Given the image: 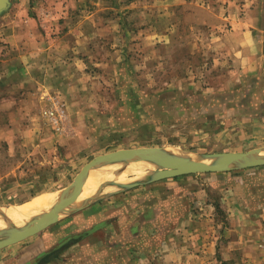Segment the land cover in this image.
<instances>
[{"label": "crops", "instance_id": "1", "mask_svg": "<svg viewBox=\"0 0 264 264\" xmlns=\"http://www.w3.org/2000/svg\"><path fill=\"white\" fill-rule=\"evenodd\" d=\"M154 1L166 4V15L173 7H189L194 11L191 26L185 21L188 12L168 27H147L140 33L144 37L136 49L142 54L135 61L123 58L128 50L124 31L104 28L115 24L113 17L104 18V26L95 29L88 19L82 27L68 30L69 40H61L65 34L60 36L58 30L46 33L47 38L36 31L41 42L34 47L25 43L16 60L3 64L6 83L14 81L24 91L19 106L15 98H4L5 108L27 115L34 106L43 119L45 108L52 105L60 132L48 125L60 141L89 147L112 144L124 124L131 125L127 131L147 141V147H165L155 146L152 137L164 132L170 140L171 127H187L188 120L201 133L240 141L264 139V0ZM115 33L119 38L108 40ZM8 37L16 45L14 34ZM95 48L109 53L92 56ZM219 178L211 177L209 188L197 178L159 181L154 184L158 190L146 194L147 202L132 206V211L121 209L120 223L132 231L116 240L117 253L124 254L120 258L132 253V259L146 264L161 252L164 264H200L209 258L218 264H264V254L252 247L253 238L264 229V179L260 184L247 182L248 177L245 182ZM137 216L148 236L133 230ZM159 219L162 235L153 229ZM105 220L99 227L107 234L111 226ZM93 222L85 224L65 249L73 252L93 245ZM31 249L19 252V257L12 253L11 258L0 251V264H62L61 253L41 262L46 250Z\"/></svg>", "mask_w": 264, "mask_h": 264}, {"label": "rangeland", "instance_id": "2", "mask_svg": "<svg viewBox=\"0 0 264 264\" xmlns=\"http://www.w3.org/2000/svg\"><path fill=\"white\" fill-rule=\"evenodd\" d=\"M9 1L8 9L0 13V208L22 205L38 196L62 191L70 187L77 180L78 175L98 155L147 147V141L136 139V135H132L127 131V128L131 127L127 124L122 125L121 130H119L120 138L113 141L112 144L111 142H105L107 145L104 147L102 145L83 146L80 141L62 143L48 125L49 123L54 126L55 132H60L57 130L55 116L51 114L50 108L52 105L45 108L43 119L34 110V106L27 110L29 111L27 115L25 113L20 114L18 110L10 113V110L5 108L3 99L13 97L15 98L14 101L17 102L16 105L19 106V95L24 91H21L19 84L14 81L9 85L4 80L3 64L5 61L16 60L21 54L22 45L25 43L34 47L36 42H41V35L39 38L35 36L36 31L41 30L40 34L42 33L44 38H47V36L50 37L51 31L58 30L60 36L65 34L64 37H61V40H66L68 30L82 27L88 19H91V27L95 29L104 26V18L112 17L114 18L112 20L116 21L115 24L113 22L104 28L111 31H116V29L124 31L121 32V35L124 37L128 50L123 54V58L128 61H135L142 54L139 48L137 50L136 47L141 44V38L144 37L140 34L143 30L147 27L157 30L168 27L172 22L180 20L181 15H186L188 12L185 21L188 26H191L193 21L191 16L194 13L189 7L176 6L172 8L171 15H166V4L155 3L154 0ZM172 27H175V25ZM127 29L128 31H126ZM21 30L29 31L33 36L24 37L20 32ZM12 33L16 39V45L9 40L8 36ZM46 33L49 34L46 36ZM51 35L53 38V34ZM114 35V38H108V40L119 38L116 37V33ZM160 39L163 40L164 36H161ZM108 53V50L99 51L95 48L91 54L99 57ZM91 67L93 68L95 65ZM162 69L165 70V68ZM180 69L178 67L172 68V70ZM89 72H91V68ZM94 72H96V69H94ZM188 121L189 126L187 127H183V125L181 127L179 125L171 127L170 140L165 139L164 132H162L156 133L151 142L155 146L163 144L167 149L170 148L169 150L187 154L217 153L219 151L242 153L264 149V139L262 138L242 139L243 141H240L239 138L233 139L226 134L220 136L217 135L218 133H211L209 135L205 132L201 133L202 131L198 132L199 130L196 129L195 124L190 120ZM161 129L163 128L161 127ZM175 144H181V146ZM147 168L150 171L155 170L152 165ZM119 172V169L114 168L106 176L113 175L110 181L112 179V183L120 184L122 182L131 183L143 177H140L137 173L119 175ZM221 173L226 174L202 173L178 177L201 179L205 183V187L208 188L211 186L209 182L213 176L231 177V180L241 178L243 182L248 177L247 182H259L261 184L264 179V165ZM254 173L259 174L255 175ZM250 177H253V179ZM230 179L227 181H231ZM166 180L148 182L124 190L115 185H109L107 192L92 205L58 218V221L48 225L38 233L21 242L2 248L0 251L3 254L7 253V258L13 257L12 253H14V256L19 257V252L25 253L27 250L30 251L31 248L33 253L45 249L46 251L42 254L44 257L50 252L58 251V254H62L60 259L62 264H144V261L132 259V253L129 254V258L132 260L126 257L121 259L120 257L124 256L123 252L119 251L117 253L116 240L126 238L132 231L131 226L128 228L125 226L126 223H120V211L124 208H129L132 211V206L137 207L140 203L147 202L145 196L149 193V190L151 189V192L152 189L158 190V187L154 184ZM90 220L94 221L96 227L92 235L94 244L71 249L73 252H69L70 248L65 249L68 244L76 240L75 237L79 233L83 232L81 231L83 226L90 223ZM100 220L109 222L108 225L111 228L107 234L102 233L101 226L99 227ZM160 221L161 219L157 220L158 223L153 228L157 232L156 235H162L160 233L164 232V226ZM132 225L133 230H141L144 237L148 236L146 231L148 229L145 227L142 218L135 217ZM263 237L264 229L257 238H253L256 241L253 240L254 243L252 242V247L262 254H264V250L260 247V244ZM127 246L131 247V244L128 243ZM105 251H107V254ZM153 257L155 259L149 260V263L146 264H164L161 252L154 254ZM12 264H19V262H13ZM200 264H218V260L215 258L203 259Z\"/></svg>", "mask_w": 264, "mask_h": 264}, {"label": "water", "instance_id": "3", "mask_svg": "<svg viewBox=\"0 0 264 264\" xmlns=\"http://www.w3.org/2000/svg\"><path fill=\"white\" fill-rule=\"evenodd\" d=\"M10 5L9 0H0V13L7 10ZM166 147H142L131 150L115 151L94 158L87 168L78 175L77 180L68 188L58 191L56 203L79 202V194L82 192L84 185L91 173H96L104 166L111 164H125L130 161L139 160L147 162L148 165L155 167L154 171L147 170L146 177L138 178L131 183H116L109 181V185H115L121 190L133 188L148 182L174 178L190 174L202 173H221L235 170H244L252 167L264 165V149L251 150L242 153L217 152V153H175ZM106 192V191H105ZM95 197L92 200H85L80 203L79 210L92 205L97 199L104 194ZM10 207V206H6ZM48 213L44 212L41 217L34 216L19 228H10L0 230V249L9 245L21 242L28 237L38 233L48 225L58 221L49 220ZM3 219L7 220L6 215Z\"/></svg>", "mask_w": 264, "mask_h": 264}, {"label": "bare ground", "instance_id": "4", "mask_svg": "<svg viewBox=\"0 0 264 264\" xmlns=\"http://www.w3.org/2000/svg\"><path fill=\"white\" fill-rule=\"evenodd\" d=\"M170 149V148H169ZM174 150H176L174 148ZM173 151V150H170ZM174 152V151H173ZM177 153V152H175ZM149 165L147 162L132 160L130 163L125 164H111L104 166L101 170L96 173H91L89 178L84 185L82 192L79 194V202H69V203H56L55 200L58 197L59 192H51L34 198L33 200L24 203L18 206L12 207H2L0 208V230H6L10 228H19L26 225L31 218L36 215L41 217L44 212L48 213L49 220H56L65 215L79 210L80 203L85 200H92L95 197L101 195L105 191L107 192L108 183L110 178L113 176L107 177L109 173L114 168L119 169V175H124L126 173H137L140 177H146V171L148 170ZM141 177V178H143ZM112 181V179H111ZM123 183V182H122ZM3 215H6L7 220L3 219Z\"/></svg>", "mask_w": 264, "mask_h": 264}, {"label": "trees", "instance_id": "5", "mask_svg": "<svg viewBox=\"0 0 264 264\" xmlns=\"http://www.w3.org/2000/svg\"><path fill=\"white\" fill-rule=\"evenodd\" d=\"M73 241H74V240H73ZM73 241H72V242H73ZM57 255H58V251L50 252V253H48V254L45 255V257L43 258L42 261H48V260L52 259L53 257H55V256H57ZM42 261H41V262H42Z\"/></svg>", "mask_w": 264, "mask_h": 264}, {"label": "built area", "instance_id": "6", "mask_svg": "<svg viewBox=\"0 0 264 264\" xmlns=\"http://www.w3.org/2000/svg\"><path fill=\"white\" fill-rule=\"evenodd\" d=\"M260 247L264 250V237H263V239L261 241Z\"/></svg>", "mask_w": 264, "mask_h": 264}]
</instances>
